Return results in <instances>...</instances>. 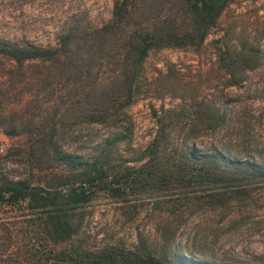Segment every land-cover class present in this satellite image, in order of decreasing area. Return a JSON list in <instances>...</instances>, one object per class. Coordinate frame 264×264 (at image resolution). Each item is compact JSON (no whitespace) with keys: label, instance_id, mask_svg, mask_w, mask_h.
Returning <instances> with one entry per match:
<instances>
[{"label":"trees","instance_id":"obj_1","mask_svg":"<svg viewBox=\"0 0 264 264\" xmlns=\"http://www.w3.org/2000/svg\"><path fill=\"white\" fill-rule=\"evenodd\" d=\"M233 1L113 0L107 20L59 26L53 40L0 36V127L25 135L17 153L41 173L33 183L0 170V204L22 205L34 226L21 230L20 239L9 236L6 264H220L178 262L167 249L145 247L142 239L134 248L83 253L62 243L81 228L82 207L100 194L126 201L128 188L141 186L150 189L155 205L181 199L175 216L176 209L162 208L166 216L159 223L176 230L193 210L214 208L226 216L231 204L248 200L252 183L264 181L263 165L229 154L223 148L227 142L215 136L231 125L226 88L242 89L264 60L259 40L226 32L216 40L221 75L212 99L195 96L180 107V119L173 118L174 107L162 114L154 110L157 128L144 148L125 158L117 155L118 145L130 139L126 109L144 81L150 50L200 48ZM108 123L116 129L80 148L86 150L63 140L65 131L79 124ZM204 138L198 147L196 141ZM161 185L165 192L159 194Z\"/></svg>","mask_w":264,"mask_h":264},{"label":"rangeland","instance_id":"obj_2","mask_svg":"<svg viewBox=\"0 0 264 264\" xmlns=\"http://www.w3.org/2000/svg\"><path fill=\"white\" fill-rule=\"evenodd\" d=\"M112 3L113 0H0V36L53 40L59 26L107 20ZM225 32L230 37L259 40L264 49V0H234L198 49L166 46L150 50L143 61L144 81L126 109L130 139L118 145L117 155L125 158L135 149L144 148L157 128L154 110L162 114L165 108L174 107L177 115L173 118L180 119V107L193 102L195 96L212 99L221 75L216 69V40ZM224 98L231 125L215 136L227 142L223 148L229 154L264 166V60L259 68L250 71L242 89L227 87ZM114 129L113 123L79 124L73 132L65 131L63 140L72 149L86 150L80 148L105 138ZM205 141L206 138L198 139L196 144L202 147ZM25 142V135H9L0 127V170L11 178L27 177L37 183L41 173L32 170L17 153ZM161 186L159 194L165 192V185ZM252 187L248 200L231 204L226 216L214 208L193 210L181 217L176 230L159 223L166 216L162 208L176 209L172 216L181 199L169 197L155 205L150 189L141 186L129 187L126 201L100 194L82 207L81 228L62 246L83 253L88 249L134 248L142 239L145 247L167 249V255L176 256L178 262L264 264V181L252 183ZM24 212L28 211L22 205L0 204V264L7 261L3 257L9 236L20 239L21 230H34L31 216Z\"/></svg>","mask_w":264,"mask_h":264},{"label":"built area","instance_id":"obj_3","mask_svg":"<svg viewBox=\"0 0 264 264\" xmlns=\"http://www.w3.org/2000/svg\"><path fill=\"white\" fill-rule=\"evenodd\" d=\"M0 149H1V150L3 149L2 145L0 146Z\"/></svg>","mask_w":264,"mask_h":264}]
</instances>
